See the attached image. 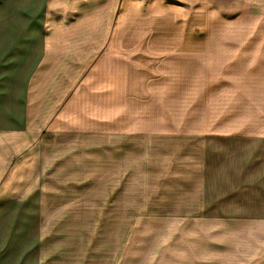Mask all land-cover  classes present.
<instances>
[{"label": "crops", "instance_id": "1", "mask_svg": "<svg viewBox=\"0 0 264 264\" xmlns=\"http://www.w3.org/2000/svg\"><path fill=\"white\" fill-rule=\"evenodd\" d=\"M93 131L103 189L146 142L181 165L146 221L206 224L133 263L264 264V0H0V264H60L45 144ZM100 215L122 222L123 202Z\"/></svg>", "mask_w": 264, "mask_h": 264}, {"label": "rangeland", "instance_id": "2", "mask_svg": "<svg viewBox=\"0 0 264 264\" xmlns=\"http://www.w3.org/2000/svg\"><path fill=\"white\" fill-rule=\"evenodd\" d=\"M177 67L178 63L173 65V72ZM77 136L79 134L75 138L45 144V150L50 151L45 158L47 176L44 186L45 209L49 210L50 217L45 220L51 219L53 204L54 207L60 204V221L44 223L48 234H53L56 228L47 242L49 248L53 236L59 235L56 246L60 252L54 255V261L59 260L60 264H94L107 256L111 262L117 253L119 264H132L134 250L147 249L151 237L166 235V241L178 247L181 231L203 230L206 224L201 222L182 224L178 220L166 223L146 221L148 198H164V189L166 191L170 187V180L172 191L179 189V159L165 158L164 153L158 151L154 155L149 154L146 142L133 145L126 142L128 144L125 143L123 149L124 173L117 184L118 191L105 190L101 185L98 132L93 131L85 137ZM115 200L123 202L122 222L119 219L117 222L111 221V217L100 215L101 201ZM55 211L52 218L55 217ZM207 226L209 230L232 229L231 226L220 224ZM148 233L152 235L149 237ZM160 258L164 259V256Z\"/></svg>", "mask_w": 264, "mask_h": 264}]
</instances>
